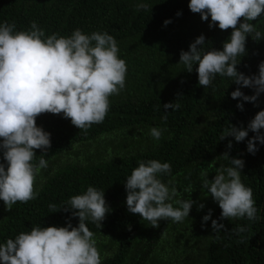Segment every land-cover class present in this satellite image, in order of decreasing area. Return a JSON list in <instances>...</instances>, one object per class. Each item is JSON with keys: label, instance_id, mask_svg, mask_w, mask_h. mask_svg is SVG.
Here are the masks:
<instances>
[{"label": "trees", "instance_id": "1", "mask_svg": "<svg viewBox=\"0 0 264 264\" xmlns=\"http://www.w3.org/2000/svg\"><path fill=\"white\" fill-rule=\"evenodd\" d=\"M146 3L148 10H137ZM190 0H0V25L14 23L16 31H29L31 22L45 32L70 37L80 29L84 34L94 32L112 35L119 48V57L126 61L125 88L110 97V110L101 124L87 131L72 125L63 115L43 114L37 126L51 134V148L44 153L48 163L36 180L39 195L27 204L13 205L12 211L0 212V244L15 239L32 227H66L72 217L68 201L86 192L89 186L105 192L111 211L102 227L87 222L95 234L102 264H264V145L257 142L258 152L247 151L249 132L243 142L233 137L220 139L231 125L247 128L255 115L264 110V93L258 107L244 102V111L237 108L240 100L231 98L237 85L228 77L217 76L205 89L199 86L198 73H188L178 65L181 51L202 34L206 37L203 52L223 50L231 29L210 28L199 14L189 9ZM182 13V15H177ZM170 20L167 26L165 21ZM243 22V20H241ZM264 34V15L253 21ZM246 55L237 70L247 76L258 74L264 62V40L248 37ZM245 95L254 91L241 87ZM179 100V101H178ZM178 101L179 110L164 104ZM162 129L160 140L150 135L151 128ZM264 134V129L261 130ZM231 141L232 148L227 145ZM225 152L232 158L244 160L241 180L253 191L257 219L220 220L221 209L202 189L200 173L208 170V179L215 176V167L228 164L216 160ZM158 160L171 165V175H161L165 184L174 179V186L184 199L194 203L190 215L181 223L160 221L159 228L131 214L126 205V178L140 161ZM215 166H210L212 161ZM0 162L2 152H0ZM6 164V162H4ZM191 185L193 193L184 189ZM171 187V186H170ZM200 203L205 207L198 210ZM49 205H55L50 209ZM174 207L178 205L174 204ZM211 219L204 224L203 217ZM212 220L225 225L219 233L212 228ZM76 227L79 219L71 218ZM244 227L238 235L232 231ZM107 254V255H106ZM2 264V262H0Z\"/></svg>", "mask_w": 264, "mask_h": 264}, {"label": "clouds", "instance_id": "2", "mask_svg": "<svg viewBox=\"0 0 264 264\" xmlns=\"http://www.w3.org/2000/svg\"><path fill=\"white\" fill-rule=\"evenodd\" d=\"M189 9L199 14L205 22L211 17L210 28L218 25L220 30L231 29L229 40L223 50L212 49L202 53L206 37L202 34L190 44L189 51H181L178 65H184L188 73L198 65L199 86L207 89L217 76L228 77L238 87L231 98L240 100L237 108L244 111V102L258 105L264 93V62L258 65V74L247 76L238 72L237 67L246 53L248 37L259 42L264 34L257 30V21L264 15V0H190ZM149 5L141 3L137 10H148ZM182 15V13H177ZM243 20V22H241ZM165 26L171 23L166 20ZM14 23L0 25V200L11 212L17 202L27 204L39 193L36 180L42 169L48 167L44 155L39 157L36 150L46 153L51 148V134L37 126V118L43 114L63 115L73 126L87 131L94 124L104 122L110 110V97L119 95L125 88L127 65L119 57L116 39L107 32L84 34L76 29L70 37L56 34L45 37V32L35 21L29 31H16ZM249 88L254 95H245L240 88ZM179 101V100H178ZM163 105L167 121L168 109L179 110L180 104ZM264 110L259 111L248 123L247 128L231 125L221 134V141L233 137L236 142L245 141L249 132L255 136L248 140L247 151L258 152L257 142L264 145ZM162 129L151 128L150 135L160 140ZM231 141L227 147L232 148ZM228 164L215 167L213 180L208 179V170L202 169V189H206L221 209L220 220L243 219L255 221L257 207L253 191L241 180L245 162L232 158L225 152L216 160ZM209 165L215 166V161ZM171 175V165L158 160L140 161L131 175L126 178V205L131 214H138L142 220L159 228L160 221L181 223L188 218L196 203L184 199L174 179L165 184L161 175ZM171 186V187H170ZM193 193L191 185L184 189ZM72 217L79 219L78 226L32 227L15 239L0 244L2 264H102L95 234L87 222L102 227L111 211L105 199V192L89 186L83 194L72 196L67 202ZM178 205V207H174ZM55 209V205H49ZM205 207L200 203L198 210ZM211 219L203 217L204 224ZM212 228L219 233L225 225L212 220ZM237 235L246 231L244 227L232 229ZM107 255V254H106Z\"/></svg>", "mask_w": 264, "mask_h": 264}, {"label": "rangeland", "instance_id": "3", "mask_svg": "<svg viewBox=\"0 0 264 264\" xmlns=\"http://www.w3.org/2000/svg\"><path fill=\"white\" fill-rule=\"evenodd\" d=\"M5 208H6V206H5L4 202H3L2 200H0V212H1L3 209H5Z\"/></svg>", "mask_w": 264, "mask_h": 264}]
</instances>
